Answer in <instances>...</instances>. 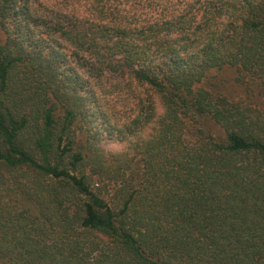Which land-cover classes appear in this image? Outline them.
Instances as JSON below:
<instances>
[{
    "label": "trees",
    "instance_id": "trees-1",
    "mask_svg": "<svg viewBox=\"0 0 264 264\" xmlns=\"http://www.w3.org/2000/svg\"><path fill=\"white\" fill-rule=\"evenodd\" d=\"M0 264H264V0H0Z\"/></svg>",
    "mask_w": 264,
    "mask_h": 264
},
{
    "label": "rangeland",
    "instance_id": "rangeland-1",
    "mask_svg": "<svg viewBox=\"0 0 264 264\" xmlns=\"http://www.w3.org/2000/svg\"><path fill=\"white\" fill-rule=\"evenodd\" d=\"M204 82L206 84H211V86H207L232 100H238L245 97L243 87H240V85H237L234 82L233 74L227 70L210 71Z\"/></svg>",
    "mask_w": 264,
    "mask_h": 264
}]
</instances>
